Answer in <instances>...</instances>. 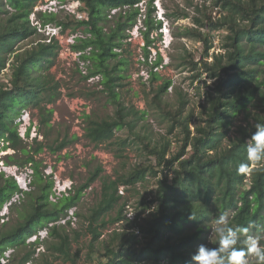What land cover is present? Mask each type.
I'll list each match as a JSON object with an SVG mask.
<instances>
[{"label": "trees", "instance_id": "16d2710c", "mask_svg": "<svg viewBox=\"0 0 264 264\" xmlns=\"http://www.w3.org/2000/svg\"><path fill=\"white\" fill-rule=\"evenodd\" d=\"M40 1L43 0H0V77L9 61L12 64L9 82L0 80V143L4 140L8 142L4 148L20 149L26 154L30 150L24 144L20 122L16 119L23 110L40 106L45 97L48 102H53L61 93L60 82H55L51 72L59 56L60 40L56 37L50 41H47L48 37L33 39L42 31L32 23L31 15H38L45 27L55 23L63 33L70 26L54 12L35 11ZM80 1V11L87 16L78 19L77 26L85 27L91 35L77 36L72 49L86 51L91 48L90 55H82L93 64L83 79L103 75L105 89L116 101L114 116L102 120L89 116L84 135L96 145H112L116 130L129 127L134 135L133 143H142L143 157L155 159V165L153 161L138 164L115 179L103 177L100 200L86 216L89 221L87 232L92 236L88 245L89 259L93 264H192L191 257L206 232L203 226L207 223L211 227L220 214L230 213L229 223L249 228L247 235L259 231L264 225V162L248 161L246 150L255 125H264V0H217V6L224 9L219 18L213 19L207 13L204 18L195 17L199 26L209 28L208 32H203L200 27L188 29L190 35L205 45L199 62L185 58L189 70L194 72V78L206 74V80L213 82L208 85L204 109L194 131L191 122L196 117L193 113L186 115L188 100L183 89H177L176 106L163 101L172 79H166L155 90L154 100L163 117L171 122L168 134L182 142L178 151L172 150L174 141L169 138L152 140L141 131H133L147 110L138 116L134 106L129 108L121 101L118 89L123 86L125 65H128V59L122 55L127 52L124 40L129 34L126 31L137 23L143 0ZM154 1L148 0L149 9L144 19L147 59L150 56L148 47L153 43L151 32L163 27L162 20L156 22L153 19ZM113 9H120L115 25L110 24V10ZM221 29L229 30L223 43L224 52L211 53L214 43L209 34ZM29 40L30 46H23ZM211 57L213 59L209 60ZM114 59L118 61L115 65ZM162 60L159 55L154 66ZM154 77L160 76L155 73ZM53 112L48 111L49 116L43 114L42 122L49 125ZM243 114L244 122L239 124ZM133 115L135 118L131 119ZM77 139L78 135L64 139L55 147L50 146V150L53 153L61 151ZM118 140L123 148L130 143L129 138ZM44 145V142L39 143L35 152L42 151ZM9 158L13 159L12 156ZM29 163L34 170L31 186L37 185L36 191L24 190L14 177H5V173L0 172V209L16 193L26 191L30 196V201L20 212V220L10 226L6 223L0 229V255L8 248H13L14 252L26 250L16 264H27L32 260L36 253L34 245L41 241L29 243L28 239L76 206L85 189L96 182L104 170L102 165L97 167L85 184L54 202L50 195L55 181L44 176L41 161L36 160L35 154L28 155L21 166ZM241 163L248 165L244 171H238ZM149 177L158 178L157 187L139 201L142 212L149 210V213L144 218L140 214L132 220L125 214L128 202L120 204L123 195L119 190L121 186L137 187ZM119 204L116 217L107 221L105 216ZM192 216L196 218L190 219ZM120 222H125L122 227L105 234L110 225ZM189 223L190 229L186 227ZM104 234L108 237L102 240L105 251L101 253L97 244ZM49 236L53 239L43 241L46 252L37 264H52L58 258L78 264L82 248L75 250L74 242L79 241L81 231L74 230L73 236L64 225H54L50 227ZM206 245L215 246L216 238ZM96 252L100 254L97 258L93 256Z\"/></svg>", "mask_w": 264, "mask_h": 264}, {"label": "rangeland", "instance_id": "374dc122", "mask_svg": "<svg viewBox=\"0 0 264 264\" xmlns=\"http://www.w3.org/2000/svg\"><path fill=\"white\" fill-rule=\"evenodd\" d=\"M216 2L217 0H155L152 6L155 9L153 19L157 22L164 18L162 20L164 32H162V29L151 32L153 43L148 47L150 50L148 59L146 58V40L144 36L147 28L144 19L145 13L149 9L148 0L141 2V14L138 16L137 23L126 31L129 34V38L124 40L127 52L122 55L128 59V65H125L127 70L124 71L126 78L122 81L123 86L118 88L121 92V101L129 108L134 106L138 110V116L142 115V111L147 110L146 116L144 119L137 121L133 131H141L143 135L150 136L152 140H159L163 137L169 138L174 141L173 151H178L182 142L168 134L171 122L161 114L154 100L155 90L166 79H172L173 83L169 87L168 92L163 95V101L176 106L178 104L177 89L178 87L183 89L184 93L187 94L186 99L188 100L186 115L193 113L196 117L191 122V128L194 131L199 124L198 119L204 109L203 103L207 95L208 85H211L213 80H206V74L194 78V72L189 70V65L185 58L195 59L199 62L203 56L205 45L198 38L190 35L188 29L200 27L203 32H208L209 28L199 26L195 21V17L204 18V14L207 13L206 15L211 16L213 19L219 18L223 14L224 9L217 6ZM80 7H82L80 0H43L35 7V11L48 13L52 11L56 13L59 19L66 21L70 25L66 32L59 34L61 48L56 63L51 69L55 76V82H60L59 92L61 93L59 98L53 102H48L47 97H45L40 106H33L22 111L16 121L20 122V135L30 153L26 154L20 149L4 148L5 145H8V142L3 140L0 143V172H4L5 177H14L18 183L20 180V187L22 184L28 190H38L37 185L31 186V180H34L32 163L21 166L28 155L35 154L36 160L41 161L40 169L46 178L55 181V173L58 172L62 185L66 187L71 185L72 181L74 191L85 184L91 173L102 165L104 169L102 176L89 188L85 189L83 197L76 205L78 214L77 225L75 227H72L71 224L68 226L64 225L73 236L74 230L82 232L79 241L74 242L75 250L82 248L78 264H93L92 260L89 259L91 253L88 245L92 240V236L87 232L89 221L86 216L100 200L103 177L113 176L115 179L119 174L129 173L138 164H148L153 161V165H155V159L148 157L149 160H146L143 157L145 151L142 150V143L139 141L133 143L134 135L130 132L132 130L129 127L116 130L117 139L113 140L112 145L110 143L96 145L84 135L90 119L89 116L96 120L114 116L116 101L110 96L109 91L105 89L103 75L98 74L96 75L98 78L90 76L88 79H83V75H87L89 70L88 68L87 70L82 69L81 60L79 62L78 53L72 49V44L76 42L77 36L83 37L91 34L85 31V27L77 26V20L87 16L85 12L80 11ZM119 11L120 9L110 10V24H116ZM31 21L34 25H38L39 31H42L40 36H35L33 39L48 37L47 41H50L54 37V33L60 31V26L55 23L47 24L45 27L38 15L32 14ZM228 32V29L211 31L209 38L214 43V46L210 49L211 53L224 52L223 43L226 41ZM29 42L30 40L25 42L23 46L29 47ZM118 50L120 51V49ZM87 54L90 55L91 50ZM159 55L163 57V60L158 66H154L156 61L159 60ZM81 59L85 61L82 57ZM212 59V57L209 58V60ZM116 62L118 61L114 59L112 61L113 65ZM87 64H89L90 68L93 67L92 61L91 64ZM11 73L12 64L9 61L0 80L6 83L9 82ZM155 73H158L160 77L155 78ZM51 110L54 112L48 125V123H43L42 119L43 114L49 116L48 111ZM243 116L244 114L240 116L239 124L244 122ZM133 118H135L134 115L131 119ZM29 129L30 131H28ZM28 132L29 135L27 134ZM75 134H78L79 139L70 142L63 150L56 153L50 150V146L55 147L64 139H71ZM121 137L130 139L129 145L125 148L119 143L118 139ZM41 142L45 143V148L37 153L35 149ZM9 156H12L13 159H10ZM52 170L54 174L50 173ZM172 174L173 171L170 172V176ZM161 176L162 174L160 173L159 177ZM157 179L149 177L147 182H140L134 188L121 186L119 193L123 195V199L120 204L124 201L129 202V206L127 205L125 210L128 217L132 215L133 218L131 219H137V215L141 214V218H144L149 213V210L142 212L143 207L140 206L139 201L143 195L147 196L149 191L157 187ZM69 189L67 188V190ZM56 200L60 199L57 198ZM29 201L30 196L26 191L16 193L7 201L0 209V215L6 213L5 218L3 216L0 217V229L6 223L7 226L16 224L21 218L20 212L25 209ZM120 204L116 210L105 216L107 221L116 217ZM230 215L229 213L227 217ZM124 223L120 222L110 225V229L106 230V235L115 228L122 227ZM190 225L189 223L186 227L190 229ZM46 228L48 229V227H43L40 230ZM251 235L264 236V225L260 227L259 231L254 230ZM209 236L210 229H207L203 234V240L200 245L210 243ZM45 237V240L47 238L53 239L49 238L48 234ZM107 237L104 235L97 244L102 249L101 253L105 251L102 240ZM214 238V236L211 237V242ZM261 242L264 243V240ZM34 247H36V253L27 264H37L43 260L46 244L41 242V244L34 245ZM25 252L26 250L14 252L13 248H8L4 255H0V264H16L17 260ZM99 255L98 252L93 254L95 258ZM2 256L8 257L10 263H8V258H1ZM247 259L248 264L256 263V258L252 255H249ZM72 263L69 260L64 261L62 258H58L52 264Z\"/></svg>", "mask_w": 264, "mask_h": 264}, {"label": "clouds", "instance_id": "9594fccd", "mask_svg": "<svg viewBox=\"0 0 264 264\" xmlns=\"http://www.w3.org/2000/svg\"><path fill=\"white\" fill-rule=\"evenodd\" d=\"M161 20H164V18H162ZM161 29L163 30V27ZM162 32H164V30ZM60 33L62 34L61 28L60 31L54 33V37L59 39ZM88 49L91 50V48ZM86 51H82V52L87 53ZM85 61H88V59H85ZM89 61L91 64L92 60ZM87 68L89 70V64ZM94 77H96V75H94ZM246 153H247L248 161L252 163L264 162V125L261 124L255 125V131L252 132L250 135ZM247 167H248L247 164L241 163L238 167V171H244ZM26 178L28 179V177ZM21 188H23L24 190H28L24 188L22 184H21ZM67 188L70 187L67 186ZM72 190L73 188L69 189L70 192ZM5 214L6 213H2L0 217L2 216L4 217ZM195 218L196 217L194 216L190 217V219H195ZM203 227L206 230L210 229V236L208 239L211 244V237L214 236L216 238V245L215 246H208L205 244L199 245L195 254L192 255L191 257L192 264H248L247 258L249 255H252L256 258V264H264V243L261 242L262 240H264V236L247 235V233L249 232V228L231 225L229 223V219L226 214H220L219 216L215 217L211 227H209L207 223H205ZM40 231H38L36 234H38ZM49 232H50V228H49ZM242 235L244 236L243 239H242ZM45 239L46 237L43 239L39 238L37 241L42 240L41 242L43 243ZM238 245H243V246H238ZM4 257L8 258L6 256ZM8 263H10L9 258H8Z\"/></svg>", "mask_w": 264, "mask_h": 264}, {"label": "built area", "instance_id": "2783aa9c", "mask_svg": "<svg viewBox=\"0 0 264 264\" xmlns=\"http://www.w3.org/2000/svg\"><path fill=\"white\" fill-rule=\"evenodd\" d=\"M89 50L90 49H88L86 52H89ZM77 53H78V57H79V62L81 60L80 64L82 66V69H86L87 70V66H88L87 63H90V61H84V60L81 59V57L84 54V52L77 51ZM94 78H98V76H96ZM105 162H107V161H105ZM53 172L54 171L52 170L50 173H53ZM54 179H55V186L53 188V192L51 193L50 197H51V201H58V200H56L57 198L60 199L63 196L70 194V191L67 190V186H69L70 189H72L73 188L72 187L73 183L71 181V185H67L66 187L64 185H62L60 174L58 172L55 173V178ZM14 202H16V201H14ZM76 210H77V206L76 207H72L71 209H69L65 215L60 217V219H58L57 221H53L52 223L50 222L48 224V229L46 228L44 230H41L38 234H35L32 237H30L29 238V242H35L39 238H41V239L45 238V236L49 233V228L54 226V225H67L68 226L69 224H71L72 227H75L77 225V222H78V215L76 213ZM129 218H133L132 215H130ZM1 258H5V257H1ZM5 264H7V263H5Z\"/></svg>", "mask_w": 264, "mask_h": 264}, {"label": "crops", "instance_id": "0c3cea01", "mask_svg": "<svg viewBox=\"0 0 264 264\" xmlns=\"http://www.w3.org/2000/svg\"><path fill=\"white\" fill-rule=\"evenodd\" d=\"M75 135H76V134H75ZM77 135H78V134H77ZM106 230H107V229H106ZM106 230H105V234H106ZM105 234H104V235H105ZM102 237H103V236H102ZM49 238H50V236H49ZM47 239H48V238H47Z\"/></svg>", "mask_w": 264, "mask_h": 264}]
</instances>
